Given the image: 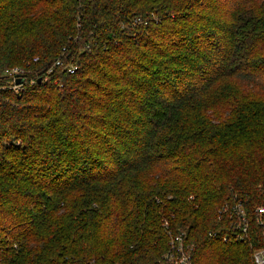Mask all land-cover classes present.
Wrapping results in <instances>:
<instances>
[{
  "label": "trees",
  "instance_id": "trees-1",
  "mask_svg": "<svg viewBox=\"0 0 264 264\" xmlns=\"http://www.w3.org/2000/svg\"><path fill=\"white\" fill-rule=\"evenodd\" d=\"M259 207L264 0H0V264H253Z\"/></svg>",
  "mask_w": 264,
  "mask_h": 264
},
{
  "label": "built area",
  "instance_id": "built-area-1",
  "mask_svg": "<svg viewBox=\"0 0 264 264\" xmlns=\"http://www.w3.org/2000/svg\"><path fill=\"white\" fill-rule=\"evenodd\" d=\"M56 65L62 66L60 62H57ZM76 70V67L69 66L70 74H74ZM3 76L9 80L10 89L17 94L21 93L28 83L27 73L20 67L6 70ZM18 79H23V83L17 85ZM33 82L31 83L33 84ZM256 213L258 216L257 223L263 229L262 238H264V207L257 208ZM222 214L228 216L230 220V235L225 238V241L233 239L236 242H250V223L242 205L239 203L235 205L227 204L222 209ZM168 235L170 237V248L160 264H195L186 238L182 235L173 236L169 232ZM210 235L214 237L215 233H210ZM251 247L253 248V264H264V247L253 245Z\"/></svg>",
  "mask_w": 264,
  "mask_h": 264
},
{
  "label": "water",
  "instance_id": "water-1",
  "mask_svg": "<svg viewBox=\"0 0 264 264\" xmlns=\"http://www.w3.org/2000/svg\"><path fill=\"white\" fill-rule=\"evenodd\" d=\"M16 83H17V85L22 84L23 83V79H18Z\"/></svg>",
  "mask_w": 264,
  "mask_h": 264
}]
</instances>
